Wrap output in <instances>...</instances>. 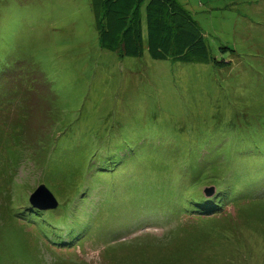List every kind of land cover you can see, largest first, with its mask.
<instances>
[{"label": "rangeland", "instance_id": "obj_1", "mask_svg": "<svg viewBox=\"0 0 264 264\" xmlns=\"http://www.w3.org/2000/svg\"><path fill=\"white\" fill-rule=\"evenodd\" d=\"M177 2L229 66L105 51L91 0H0V71L35 65L55 96L37 119L55 139L46 151L38 121L0 114L3 162L23 180L11 189L0 167V264H264V0ZM191 139L210 145L194 167L181 157ZM185 162L197 185L208 164L213 184L246 190L223 214L183 212L170 189ZM42 184L58 209L30 203ZM60 233L73 243L56 245Z\"/></svg>", "mask_w": 264, "mask_h": 264}, {"label": "trees", "instance_id": "obj_2", "mask_svg": "<svg viewBox=\"0 0 264 264\" xmlns=\"http://www.w3.org/2000/svg\"><path fill=\"white\" fill-rule=\"evenodd\" d=\"M91 6L96 15L101 49L115 53L122 59H144L148 56L155 61H173L183 65L212 63L215 67H225L230 64L225 60H219L217 56L212 54L206 36L196 26L197 24H195L190 14L179 5L177 0H91ZM220 49H228L235 53L234 49L227 46H222ZM23 80L28 83L31 82L35 89L33 87H23ZM43 104H46V110L55 107V96L51 93L50 83L35 65H26L23 62H19L0 71V114H4L14 109V106H17V113H20L23 118L31 117L37 122L38 115L43 110ZM44 122L39 119L38 123H36L39 137L35 139V143L39 142L40 146L45 147L44 151H46L51 147H55V139L47 137L50 130L48 123ZM195 141V139L190 140L192 143L189 151L191 156H189L188 149H186L188 152L186 156H181L189 159L187 162L193 167L197 162L207 158V156L200 155V151L205 149L210 152L208 149L210 147L209 143H201L198 146L193 145ZM40 150H43V148ZM21 153H23L22 150L18 151L17 156ZM222 153H227L226 149L220 154ZM127 158L129 157H124L126 159L125 164L132 161V159L127 160ZM3 159L4 154L0 152V167H7L11 171L17 168L19 170L18 162L11 161L4 164ZM22 161L24 160H19V162ZM187 162L184 163L182 168L184 171L178 174L177 180H175V175L172 176L173 181H171L173 184L170 189L172 197H175L174 193H177L174 202L180 203V210L183 212L193 213L198 216L202 215V217L223 214L225 207L234 202L237 197L234 194V187L242 191L246 190L245 184L244 189H242L238 186L236 180H232L235 183L234 186L229 184V186L225 184L217 186L215 183L213 184L212 181L215 180V176L208 164L201 168L205 179L208 181L197 185L198 178L195 173L198 172V168L195 170L187 169ZM111 172L108 171V174L112 175V177L118 173ZM113 172L115 171L113 170ZM181 174H184V176H181ZM10 175L12 176L10 179V187L12 189V186L17 181V173L14 174L13 171ZM187 175L189 176L188 183L185 180ZM180 176L182 182L179 178ZM20 181L22 183L23 180ZM177 182L178 185H176ZM21 183H16V185L23 188ZM200 186L203 188H200ZM15 191L16 188L13 189L12 193H9V197ZM209 193L212 194L210 199L207 198ZM260 197L264 198V193ZM32 206L35 207L34 205ZM22 211L24 210L22 209ZM28 213L25 216L31 219L38 220V217H40L36 211ZM78 222L77 225L80 226ZM125 227L128 228L126 225ZM83 229V231H80L76 228H66L69 232L64 237L80 235L81 232L85 231V228ZM64 237H62V233L58 234L56 240L59 243L56 245L73 243L65 242Z\"/></svg>", "mask_w": 264, "mask_h": 264}, {"label": "water", "instance_id": "obj_3", "mask_svg": "<svg viewBox=\"0 0 264 264\" xmlns=\"http://www.w3.org/2000/svg\"><path fill=\"white\" fill-rule=\"evenodd\" d=\"M42 195H44V198H46L48 200V202H44L45 208L51 209V210H56L58 207V201L56 200V198L53 196V194L49 191V189L45 185L39 186L38 189L34 192V194L31 195L30 203H32L34 205V202H36V199H37V201L42 200L41 199ZM45 208H43V209H45ZM47 209H45V210H47Z\"/></svg>", "mask_w": 264, "mask_h": 264}]
</instances>
